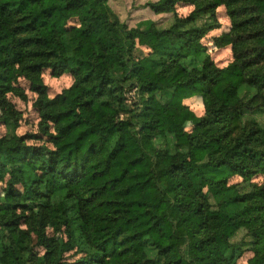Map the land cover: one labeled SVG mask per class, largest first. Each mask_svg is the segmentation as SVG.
I'll return each mask as SVG.
<instances>
[{
	"label": "trees",
	"instance_id": "trees-1",
	"mask_svg": "<svg viewBox=\"0 0 264 264\" xmlns=\"http://www.w3.org/2000/svg\"><path fill=\"white\" fill-rule=\"evenodd\" d=\"M147 8L170 25L128 27L108 0H0V264H264V0ZM219 8L224 68L203 44ZM47 70L72 78L53 99ZM21 80L41 137L16 134ZM188 101L204 114L186 131Z\"/></svg>",
	"mask_w": 264,
	"mask_h": 264
},
{
	"label": "rangeland",
	"instance_id": "rangeland-1",
	"mask_svg": "<svg viewBox=\"0 0 264 264\" xmlns=\"http://www.w3.org/2000/svg\"><path fill=\"white\" fill-rule=\"evenodd\" d=\"M159 0H108V5L112 9V11L119 17L120 21L126 24L128 27H135L140 21L143 20H152L157 23H160L162 27H168L171 23L170 15L163 16H154L152 12L147 8V4L156 3ZM193 8L188 5L178 4L176 6V14L180 18H186L191 12ZM217 18L221 25V28L217 31H213L210 33L204 40L203 44L209 47V53L211 55L212 60L219 68H224L226 65L232 62V53L230 47H226L224 49H217L215 44L213 43V39L218 37L222 33H226L229 31L230 22L226 16V11L224 8H219L217 11ZM73 22L70 23L72 25ZM146 50L138 48L136 53L140 56L145 53ZM43 83L46 89L47 96L50 99L55 98L57 95L61 94L63 90L68 89L72 85V78L70 76H61L55 77L52 72L47 70L43 72ZM19 85L24 89L27 99L26 101L20 100L13 96H8V100L13 105L14 109L20 114L21 120L19 124V128L17 130L18 136L24 135H39L38 131V112L34 107L35 100L37 96L30 92L29 85L20 81ZM124 97L126 99V104L132 105L135 102V91L126 90L124 93ZM185 105L189 108V113L184 118V129L189 131L192 129L193 122L203 116V108L198 105L194 101L184 102ZM6 135V130L4 126L0 124V138ZM31 144H42L41 141L31 142ZM263 178L255 179L254 182L257 184H261L263 182ZM240 179L234 178L231 180V183H238ZM48 234L52 236V231L48 230ZM244 233L240 232L234 242H238ZM252 258V254L250 252L244 253L241 259L237 262V264H248V261Z\"/></svg>",
	"mask_w": 264,
	"mask_h": 264
}]
</instances>
